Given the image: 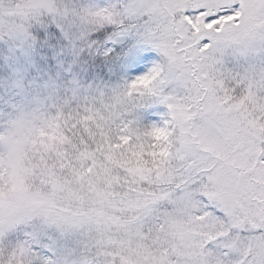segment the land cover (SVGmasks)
<instances>
[{
  "label": "snow or ice",
  "instance_id": "obj_1",
  "mask_svg": "<svg viewBox=\"0 0 264 264\" xmlns=\"http://www.w3.org/2000/svg\"><path fill=\"white\" fill-rule=\"evenodd\" d=\"M0 264H264V0H0Z\"/></svg>",
  "mask_w": 264,
  "mask_h": 264
},
{
  "label": "rangeland",
  "instance_id": "obj_2",
  "mask_svg": "<svg viewBox=\"0 0 264 264\" xmlns=\"http://www.w3.org/2000/svg\"><path fill=\"white\" fill-rule=\"evenodd\" d=\"M0 102H2V101H0Z\"/></svg>",
  "mask_w": 264,
  "mask_h": 264
}]
</instances>
